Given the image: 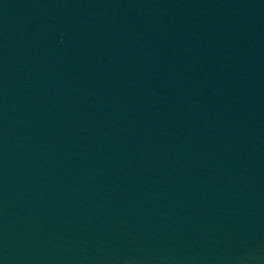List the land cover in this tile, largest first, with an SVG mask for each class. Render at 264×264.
<instances>
[{
    "label": "water",
    "instance_id": "water-1",
    "mask_svg": "<svg viewBox=\"0 0 264 264\" xmlns=\"http://www.w3.org/2000/svg\"><path fill=\"white\" fill-rule=\"evenodd\" d=\"M0 264H264V0H0Z\"/></svg>",
    "mask_w": 264,
    "mask_h": 264
}]
</instances>
